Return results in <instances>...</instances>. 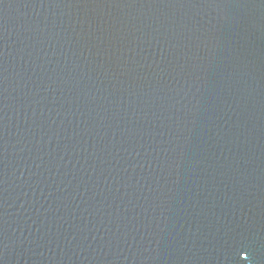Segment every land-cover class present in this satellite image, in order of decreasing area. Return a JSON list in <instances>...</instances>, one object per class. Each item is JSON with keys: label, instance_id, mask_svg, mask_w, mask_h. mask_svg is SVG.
Here are the masks:
<instances>
[{"label": "water", "instance_id": "obj_1", "mask_svg": "<svg viewBox=\"0 0 264 264\" xmlns=\"http://www.w3.org/2000/svg\"><path fill=\"white\" fill-rule=\"evenodd\" d=\"M0 264H264V0H0Z\"/></svg>", "mask_w": 264, "mask_h": 264}]
</instances>
